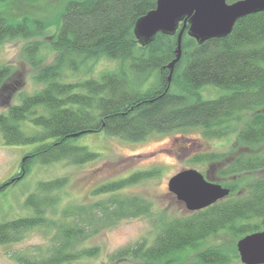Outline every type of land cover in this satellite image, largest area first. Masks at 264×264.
Segmentation results:
<instances>
[{
  "label": "trees",
  "instance_id": "obj_1",
  "mask_svg": "<svg viewBox=\"0 0 264 264\" xmlns=\"http://www.w3.org/2000/svg\"><path fill=\"white\" fill-rule=\"evenodd\" d=\"M158 0H67L56 20L18 18L10 0H0V43L26 39L23 56L43 87L33 93L19 92L18 103L0 114L5 145H30L18 178L33 165L67 161L83 165L100 154L78 140L104 133L130 142H141L153 133L200 129L209 139L237 135L244 150L220 171L221 177H244L264 170V12L237 21L232 33L203 44L184 33L182 57L172 79L168 65L176 58L178 34L158 33L141 45L134 33L139 18L155 9ZM234 2L237 0H228ZM4 6V9H2ZM54 29L49 43L55 55L50 64L42 54V40ZM120 63L117 71L99 77H72L89 72L101 60ZM14 69L0 64V90L7 88ZM223 91L206 98L203 89ZM8 98V99H9ZM221 155L201 157L216 161ZM200 159V158H199ZM160 170L137 171L101 185L94 192L102 199L68 204L57 218L48 211L59 203L67 178L40 181L25 205L33 214L0 223V245L19 242L28 231L46 228L51 241L35 251L16 255L20 264H68L97 257L100 248L85 242L124 219L151 217L153 203L127 190ZM210 179V178H209ZM231 189L228 197L199 211L183 215L160 212L152 242L142 239L112 255L120 264H239L234 255L210 239L221 233L236 240L264 230V177L247 183L212 180ZM7 184V185H8ZM6 184L0 185V192ZM195 256L193 260L190 258Z\"/></svg>",
  "mask_w": 264,
  "mask_h": 264
},
{
  "label": "rangeland",
  "instance_id": "obj_2",
  "mask_svg": "<svg viewBox=\"0 0 264 264\" xmlns=\"http://www.w3.org/2000/svg\"><path fill=\"white\" fill-rule=\"evenodd\" d=\"M11 10L18 18L29 16L35 19L56 20L60 8L67 0H10ZM4 9V6H2ZM54 29L48 30L45 36L36 38L47 44L42 51L46 64L54 60L49 43ZM28 40L20 38L0 43V64H9L14 69L9 80L11 96L8 89L0 90V114L6 112L9 105L18 103L17 94L21 91L33 93L43 87L34 78L35 70L23 56V47ZM118 61H97L93 69L84 71L72 79L99 77L108 71H117ZM206 98H216L223 91L214 87L204 88ZM9 98V99H8ZM79 145L86 146L100 156L89 163L74 165L67 161L51 165L35 164L31 171L13 184L12 178H18L21 164L30 145L7 146L0 132V185L6 184L0 192V223L20 217L32 215V209L25 205L28 196L37 191L40 181L67 178V184L59 194V203L55 209L48 211V216L57 218L68 204H86L102 199L94 194L97 188L110 181L125 178L137 171L160 170L154 178L147 179L127 190L128 195H140L153 203L154 215L124 219L118 224L106 228L85 242L86 247H99L100 253L91 259H82L68 264H120L112 260V255L119 249L133 245L142 239L150 243L156 235V220L160 212L168 215H183L189 210L174 193L169 190V181L177 173L196 169L209 181L220 180L231 182L239 179L247 183L256 178L264 177V170L246 174L244 177H221L220 171L229 161L244 150L237 143V135L226 138H206L200 129L176 130L169 133H153L141 142H130L104 133H91L81 137ZM221 155L216 161H201V157ZM200 158V159H199ZM210 178V179H209ZM213 182V181H211ZM218 183V182H215ZM8 184V185H7ZM221 184V183H220ZM224 186V184H222ZM52 232L46 228L28 231L19 242L0 245V264H20L16 255L29 252L32 254L38 246H45L51 241ZM235 238L226 233L210 239L209 244L234 255L233 246L237 250ZM193 255L190 259L193 260ZM239 264H243L239 261Z\"/></svg>",
  "mask_w": 264,
  "mask_h": 264
},
{
  "label": "water",
  "instance_id": "obj_3",
  "mask_svg": "<svg viewBox=\"0 0 264 264\" xmlns=\"http://www.w3.org/2000/svg\"><path fill=\"white\" fill-rule=\"evenodd\" d=\"M264 12V0H158L155 9L139 18L134 33L145 46L154 41L158 33L174 36L178 33L176 58L168 65L171 70L182 57L184 33L198 44L214 38L229 36L241 18ZM169 190L182 201L190 212L205 209L231 193V189L211 182L196 169L175 174L169 181ZM243 264H264V230L248 234L237 242Z\"/></svg>",
  "mask_w": 264,
  "mask_h": 264
}]
</instances>
